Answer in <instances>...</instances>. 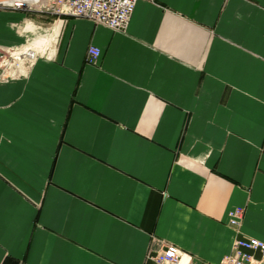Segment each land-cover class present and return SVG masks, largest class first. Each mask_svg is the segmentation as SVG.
<instances>
[{
    "label": "crops",
    "instance_id": "obj_1",
    "mask_svg": "<svg viewBox=\"0 0 264 264\" xmlns=\"http://www.w3.org/2000/svg\"><path fill=\"white\" fill-rule=\"evenodd\" d=\"M0 0V264H217L264 241V0H138L124 31ZM99 49L95 64L88 46ZM256 264H264L259 252Z\"/></svg>",
    "mask_w": 264,
    "mask_h": 264
},
{
    "label": "built area",
    "instance_id": "obj_2",
    "mask_svg": "<svg viewBox=\"0 0 264 264\" xmlns=\"http://www.w3.org/2000/svg\"><path fill=\"white\" fill-rule=\"evenodd\" d=\"M138 0H38L36 3L16 1L14 9L38 12L52 16L79 17L91 20L94 24L108 27L112 31H124ZM152 1V0H146ZM33 50L18 48H5L0 46V80L8 78L4 68L9 66L18 68L24 59L30 62ZM99 49L93 45L88 46L85 61L95 64L99 57ZM229 225L235 231L231 244V251L223 256L217 264H256L254 253L259 252L264 262V241L252 237H244L239 232L242 219V209L236 208L228 213ZM146 259L152 264H212L194 258L183 252L177 246L170 244L156 236H151L146 250Z\"/></svg>",
    "mask_w": 264,
    "mask_h": 264
},
{
    "label": "bare ground",
    "instance_id": "obj_3",
    "mask_svg": "<svg viewBox=\"0 0 264 264\" xmlns=\"http://www.w3.org/2000/svg\"><path fill=\"white\" fill-rule=\"evenodd\" d=\"M30 49H35V47L34 46H32V47H29Z\"/></svg>",
    "mask_w": 264,
    "mask_h": 264
}]
</instances>
